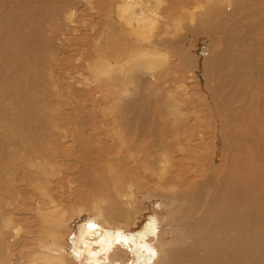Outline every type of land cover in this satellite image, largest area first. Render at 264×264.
Here are the masks:
<instances>
[{
    "label": "bare ground",
    "instance_id": "obj_1",
    "mask_svg": "<svg viewBox=\"0 0 264 264\" xmlns=\"http://www.w3.org/2000/svg\"><path fill=\"white\" fill-rule=\"evenodd\" d=\"M115 261L264 264V0H0V264Z\"/></svg>",
    "mask_w": 264,
    "mask_h": 264
},
{
    "label": "rangeland",
    "instance_id": "obj_2",
    "mask_svg": "<svg viewBox=\"0 0 264 264\" xmlns=\"http://www.w3.org/2000/svg\"><path fill=\"white\" fill-rule=\"evenodd\" d=\"M207 52H208V50H207ZM234 52H235V50H234ZM84 68H85V66H83ZM84 68H82V70L81 71H83L84 70ZM149 88V87H148ZM147 88V89H148ZM149 91H150V98H154V96L153 95H151V90L149 89ZM152 201H154V200H151L149 203V205L146 207L148 210L149 209H153V207L151 206L153 203H152ZM27 221L25 220V221H19V226L20 227H22V233L23 234H26L27 233V229L26 228H24V227H34L35 228V230H36V233H40L41 234V236L42 235H44V233H42V231H40V229L37 227V225H36V223H37V221H36V218H34V217H32L30 214H27ZM81 221V220H80ZM92 221H87L86 223H91ZM82 224V223H81ZM96 229V228H95ZM110 230H111V228H109ZM92 229H89V231H91ZM95 240H98V238L97 239H95ZM95 240H93V242L95 241ZM31 246H33L32 244H31ZM116 262V263H115ZM114 262V264H119V261H115ZM150 262V261H149ZM148 264V263H147ZM168 264H170V263H168Z\"/></svg>",
    "mask_w": 264,
    "mask_h": 264
}]
</instances>
